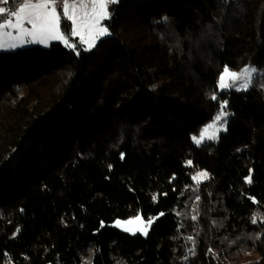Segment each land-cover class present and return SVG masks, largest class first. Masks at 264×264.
Returning <instances> with one entry per match:
<instances>
[{
    "label": "trees",
    "instance_id": "obj_1",
    "mask_svg": "<svg viewBox=\"0 0 264 264\" xmlns=\"http://www.w3.org/2000/svg\"><path fill=\"white\" fill-rule=\"evenodd\" d=\"M109 12L90 50L0 52V264H264V0ZM245 66L246 90H218ZM135 216L146 236L112 226Z\"/></svg>",
    "mask_w": 264,
    "mask_h": 264
},
{
    "label": "rangeland",
    "instance_id": "obj_2",
    "mask_svg": "<svg viewBox=\"0 0 264 264\" xmlns=\"http://www.w3.org/2000/svg\"><path fill=\"white\" fill-rule=\"evenodd\" d=\"M30 3H35L37 0H29ZM25 3V0H18L15 5L10 6L7 4L0 3V7H4L8 10H18L20 6H22ZM69 5L75 4L76 6V15L75 20L76 23L73 24L71 20L67 18L68 15H71V8H69V11L67 14L63 11V0H57V3L54 5V7L57 10V15L60 17V25H61V17L67 20L70 23V38L67 37V35L63 32L61 29V35L64 36V40L61 39H50L47 38L45 34L37 33V36L34 38L33 36L25 34L24 31L21 29H27L32 30V25L27 22V15L28 12L24 13L25 19L20 21V28H5L0 29V43H3L4 47L0 48V52H12L19 49L31 47V46H41V47H48L51 43L54 42H60L65 45H73V43L69 39H77L78 42L85 48V49H92L95 44L103 37L107 35H99L98 29L99 28H105L103 24V21L106 19L100 18L98 15H94L92 13V0H68ZM86 4V7H81V4ZM112 3L107 4V8L109 11V7ZM28 11H31L29 9ZM101 10L98 7L96 9V12L99 13ZM85 12L88 13V15H85ZM99 20L98 24L94 23V20ZM8 21H11V23L15 24L17 23V20L15 17H11L8 12H6L3 16H0V23H7ZM76 29V32L79 34H76V32H73V29ZM107 31V29H106ZM8 33H11V35H8ZM108 33V31H107ZM41 39H43L45 42L41 43ZM65 40L68 41V43H65ZM11 45H15V47H11ZM91 45V46H90ZM248 69L247 72H243L242 70ZM252 69H255L252 66H245L241 69L234 70L229 69L231 73H237L239 74V79H237L234 83L230 76L228 74H225V80L223 82L224 86H221V74L225 72V69H223L220 74L218 75L217 79V86L219 91H243L246 89H241V85L247 84V87L249 86V83L251 80L257 75L258 71L255 69V71H251ZM226 107L223 109L224 112L227 114L223 116L219 121H217L215 118L221 113L222 109L220 107V110L216 113V115L207 122L202 128L199 130V132L194 135L198 139H200V143L197 144L194 142L193 137L191 138V142L195 146H200L204 142L207 141H217L218 135L226 130V123L229 118L228 112L225 110ZM200 173H206L203 170H199L196 173L193 174L192 179L193 183H201L207 179V173L206 176H200ZM195 177V179H194ZM139 217V218H137ZM119 222V223H118ZM151 225V221H145L140 216H135L129 219H118L116 220L112 226L118 228L119 230L134 235V234H140L142 236H146L149 228Z\"/></svg>",
    "mask_w": 264,
    "mask_h": 264
},
{
    "label": "snow or ice",
    "instance_id": "obj_3",
    "mask_svg": "<svg viewBox=\"0 0 264 264\" xmlns=\"http://www.w3.org/2000/svg\"><path fill=\"white\" fill-rule=\"evenodd\" d=\"M11 0H0V3L3 4H9ZM117 3L118 0H92V13L94 15H98L102 19H106L110 12L108 11L107 4L108 3ZM57 3V0H37L35 3H30L29 0H25V3L19 7L18 10H8L4 7H0V16H3L6 12L10 14L11 17H15L17 20V23L13 24L11 21H8L7 23H0V29L5 28H20V21L25 19L24 13L28 12L27 15V22L32 25V30L27 29H21L25 32V34L33 36L34 38L37 36V33L45 34L47 38L50 39H61L64 40V36H62L61 33V25H60V17L57 15V10L54 7V5ZM63 11L65 14L68 13L69 8H71V15H68L67 18L72 21L73 24L76 23L75 15H76V6L75 4L69 5L68 0H63ZM81 7H86V4L82 3ZM100 8V12L97 13L96 9ZM31 9V11H28ZM85 15H88L87 12H85ZM95 24L99 23V20H94ZM73 32H76V29H73ZM76 34H79L76 32ZM99 35H107V31L105 28H99L98 29ZM8 35H11V33H8ZM41 43H44L45 41L41 39ZM65 43L67 44L68 41L65 40ZM71 46V45H69ZM91 46V45H90ZM3 43H0V48H3ZM11 47H15V45H11ZM243 72H247L248 69L242 70ZM251 71H255V69H252ZM225 74H228L230 78L232 79L233 83L239 79V74L237 73H231L227 67H225V72L221 74V86L223 85V82L225 80ZM247 84L241 85V89H246ZM215 95L213 96V99H215ZM226 107V102L221 105V113L215 118L217 121H219L223 116H225L227 113L223 111V109ZM193 140L195 143L199 144L200 139L197 137H193ZM188 164H191V161H188ZM200 176H206V173H200ZM195 179V177H194ZM139 218V217H137ZM255 223V219L253 220ZM119 223V222H118ZM211 251V250H210Z\"/></svg>",
    "mask_w": 264,
    "mask_h": 264
}]
</instances>
